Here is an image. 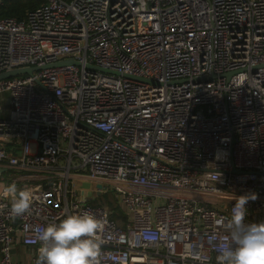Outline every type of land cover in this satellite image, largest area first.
Segmentation results:
<instances>
[{"label":"built area","instance_id":"2783aa9c","mask_svg":"<svg viewBox=\"0 0 264 264\" xmlns=\"http://www.w3.org/2000/svg\"><path fill=\"white\" fill-rule=\"evenodd\" d=\"M72 58L0 80V182L32 192L15 218L0 196V264H35L37 229L74 213L103 223L99 264H216L240 194L264 221V0H46L0 19V72ZM78 181L115 190L124 224Z\"/></svg>","mask_w":264,"mask_h":264},{"label":"clouds","instance_id":"9594fccd","mask_svg":"<svg viewBox=\"0 0 264 264\" xmlns=\"http://www.w3.org/2000/svg\"><path fill=\"white\" fill-rule=\"evenodd\" d=\"M0 196L10 199L13 218L22 216L32 205V192L14 182L2 186ZM257 193L240 194L231 207L229 218L230 243L216 250V264H264V221H249L248 202ZM103 223L95 215L85 212L64 216L37 229L40 246L35 264H99L103 241L98 233ZM207 256L199 258L207 264Z\"/></svg>","mask_w":264,"mask_h":264},{"label":"trees","instance_id":"16d2710c","mask_svg":"<svg viewBox=\"0 0 264 264\" xmlns=\"http://www.w3.org/2000/svg\"><path fill=\"white\" fill-rule=\"evenodd\" d=\"M44 2H46V0H4L3 3H0V19L8 17L23 19L28 11L33 10ZM112 191H114V194L110 200L102 199L99 195L92 200V203L107 207L110 211V217L112 219L114 218L120 224H124L127 218H125V214L121 208L120 201L117 199L115 190L112 189ZM107 193L109 192L105 193L106 197H108L106 195Z\"/></svg>","mask_w":264,"mask_h":264},{"label":"water","instance_id":"95a60500","mask_svg":"<svg viewBox=\"0 0 264 264\" xmlns=\"http://www.w3.org/2000/svg\"><path fill=\"white\" fill-rule=\"evenodd\" d=\"M72 64V63H76V64H79V62L72 58V59H69V60H63V61H57V62H54L53 64H47L46 66H35V67H27V68H17L15 70H11V71H4V72H0V80L1 79H5V78H10V77H13V76H17L19 74H25V73H28V74H32L33 71H35L36 69H41V68H45V67H50V66H54V65H62V64ZM88 67H93V68H96L98 70H102L104 72H113V73H116V74H120V72L118 71H115V70H112V69H107V68H103V67H100V66H97V65H94V64H91V65H88ZM229 75V74H228ZM125 77H130V78H133V79H137V80H140V81H143V82H151V83H154V81L150 78H142V77H138V76H135V75H132V74H128V75H125ZM210 77H213V75H211ZM78 186L82 187V188H86L88 190L87 192V195L88 197H92L94 196V187L97 188V194H101L102 192V189L104 187V185L101 183V182H94L93 184L90 183V182H84V181H78Z\"/></svg>","mask_w":264,"mask_h":264},{"label":"rangeland","instance_id":"374dc122","mask_svg":"<svg viewBox=\"0 0 264 264\" xmlns=\"http://www.w3.org/2000/svg\"><path fill=\"white\" fill-rule=\"evenodd\" d=\"M17 154H18V155L21 154V148H19V151H18ZM0 185H5V184H4V181H1V182H0ZM107 192H109V193L106 194L108 197L105 196V193H106V192L103 193L102 195H100V196L102 197V199H105V200H106V199H109V200H110V199L113 197L114 191H112V190L110 191V190H109V191H107Z\"/></svg>","mask_w":264,"mask_h":264}]
</instances>
